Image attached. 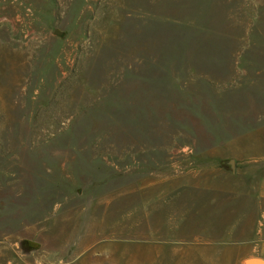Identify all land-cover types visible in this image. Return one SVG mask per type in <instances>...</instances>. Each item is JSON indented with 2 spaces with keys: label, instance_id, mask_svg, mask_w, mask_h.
Segmentation results:
<instances>
[{
  "label": "rangeland",
  "instance_id": "obj_1",
  "mask_svg": "<svg viewBox=\"0 0 264 264\" xmlns=\"http://www.w3.org/2000/svg\"><path fill=\"white\" fill-rule=\"evenodd\" d=\"M253 148L264 0H0V264H241L182 187Z\"/></svg>",
  "mask_w": 264,
  "mask_h": 264
},
{
  "label": "crops",
  "instance_id": "obj_2",
  "mask_svg": "<svg viewBox=\"0 0 264 264\" xmlns=\"http://www.w3.org/2000/svg\"><path fill=\"white\" fill-rule=\"evenodd\" d=\"M251 154L258 155L252 158V163L263 167L260 172L251 173L248 181L233 175L238 170L234 161V170L230 169L232 177L214 179L205 174L202 181L189 179L182 188L192 192V206L196 204V191H203L207 220L212 214L214 222L219 223L221 234L226 228L236 260L241 264H264V156L255 148ZM226 164L225 161L222 165L227 167Z\"/></svg>",
  "mask_w": 264,
  "mask_h": 264
},
{
  "label": "water",
  "instance_id": "obj_3",
  "mask_svg": "<svg viewBox=\"0 0 264 264\" xmlns=\"http://www.w3.org/2000/svg\"><path fill=\"white\" fill-rule=\"evenodd\" d=\"M227 165L230 167V169L232 171L234 170V161L233 160H229V162L227 163Z\"/></svg>",
  "mask_w": 264,
  "mask_h": 264
}]
</instances>
